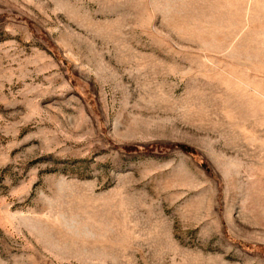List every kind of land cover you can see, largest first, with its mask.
<instances>
[{"label":"rangeland","instance_id":"1","mask_svg":"<svg viewBox=\"0 0 264 264\" xmlns=\"http://www.w3.org/2000/svg\"><path fill=\"white\" fill-rule=\"evenodd\" d=\"M0 264H264V0H0Z\"/></svg>","mask_w":264,"mask_h":264}]
</instances>
